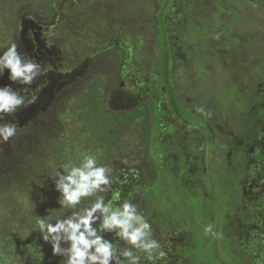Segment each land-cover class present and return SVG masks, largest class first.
I'll return each mask as SVG.
<instances>
[{"label":"trees","instance_id":"1","mask_svg":"<svg viewBox=\"0 0 264 264\" xmlns=\"http://www.w3.org/2000/svg\"><path fill=\"white\" fill-rule=\"evenodd\" d=\"M55 1L0 0V48L17 41L24 18L51 21L56 15ZM66 8L69 9L66 20L69 30L78 22L83 31L87 30V35L101 40L113 31L110 19L116 12L120 13L126 33L132 30L133 24L145 20L151 26L154 22L151 20H156L159 33L154 54L160 75L150 97L121 110L112 109L108 101L109 83L120 70L126 71L124 67L121 69L120 51L104 54L101 70L77 82L80 86L64 101L71 110L64 122L59 120L62 136H45L37 144L41 169L50 174L48 179L22 195L2 189L0 181V264H64V258L54 256L51 245L42 240L36 230V220L40 216L60 217L75 211L57 203L59 193L50 176L55 177L58 170L63 171L62 165L70 161L78 164L83 153L96 154L98 163L108 167L110 174H117L126 167L143 177L152 185L151 207L163 217L186 219L181 224L188 232L192 227L193 239L199 231H204L206 244L221 255V242L230 237L227 238L218 224L224 216L217 211L225 208V213L233 214L242 200L225 195L228 208L222 203L219 206L215 191L210 188L212 201L207 202L208 208H200L202 199L188 197L181 188L183 180L178 177V169L168 168L163 174V160L158 151L160 141L153 143V133L160 129L161 119L166 114L160 104V93L164 89L171 114L182 125L196 129L203 138L200 142L193 134L189 135L186 141L191 153L188 156L182 155L181 147L175 148L180 172L190 178L185 164L192 153L200 163L201 145L207 147L206 161L208 168H212L210 128L220 130L221 126L223 135V130L245 127L256 111L264 108V92L258 89L260 84L264 86V0H69ZM169 14L171 25L167 21ZM178 37L183 41L181 51L186 58L180 66H173L172 40ZM109 47L110 44L107 50ZM177 68H184V71L179 74ZM176 84H182L183 88H177ZM179 91L192 100L180 99ZM195 98L203 99L204 105L200 106ZM204 107L216 120H203L202 116L208 113ZM167 140L170 142L165 145L170 146L171 139ZM69 152L79 160L70 159ZM8 186L11 188L13 184ZM233 187L236 186L228 183L223 186L225 193L229 191L232 195ZM31 189L34 194L30 193ZM96 196H104L107 201V192H97ZM94 200L95 196L83 198L81 205L87 206ZM207 225L212 226L215 235L205 232ZM231 255L246 256L247 253L232 251Z\"/></svg>","mask_w":264,"mask_h":264},{"label":"rangeland","instance_id":"2","mask_svg":"<svg viewBox=\"0 0 264 264\" xmlns=\"http://www.w3.org/2000/svg\"><path fill=\"white\" fill-rule=\"evenodd\" d=\"M68 1H55L56 15L51 21L36 22L24 18L17 41L14 40L18 43L20 52L29 57H35L37 62L42 65L45 64L48 68L46 76L38 77L31 85V88H35L37 83L47 82L46 87L37 93V101L27 107H20L16 113L6 115L4 120L0 121V123L12 122L18 126L16 136L8 142H0L1 188L10 189L14 194L22 195L30 190V187L48 179L50 174L41 169L40 147L37 144L45 136L54 137L55 134H58V137L62 136L59 120L63 119L62 122H64L65 117L69 116L71 110L67 103L64 104V101L67 96L72 94L71 91L80 86L77 82L81 78L98 73L101 70L104 54L120 51L123 59L121 69L123 67L126 69V71L120 70L113 82L109 83L108 88H111V95L108 101L112 109H126L143 98L150 97L153 94L154 83L158 81L160 75H158L155 67L156 56L154 54L159 33L156 20H151L154 21L151 26L145 20L133 24L132 30L126 33L124 30L125 25L122 26L119 17L120 13L116 12V16L110 19V28L113 31L110 32L107 38L101 40L92 35H87V30L83 31L78 22L73 25V29L69 30L68 24H66L69 14V9L66 8ZM125 6H128V4L126 3ZM167 21L171 25V15L167 17ZM109 44L110 47L107 50ZM182 44L181 38L176 41L172 40L173 66H180L186 58V54L181 51ZM100 50L102 51L100 52ZM176 70L180 74L184 71V68H177ZM6 84H11L14 89L24 87L10 81L7 70H5L0 80V86ZM181 85L176 84L177 88H183V85ZM160 96L162 97L160 104L162 109L166 110V114L161 119L160 129H156L153 133V143L156 144L160 141L158 151L162 156L163 174H165L168 168L178 166L177 160L169 158L175 157L176 146H180L183 149V154H187L190 148L186 139L189 135L193 134V138L199 139L200 142L201 138L195 129L182 125L171 114L164 89ZM181 97H183L182 94ZM205 109L206 112H209L208 108ZM56 127L58 129L55 133ZM251 135L253 134L251 133ZM168 138L171 139L170 146L165 145L170 142L167 140ZM261 138L264 141V136ZM228 139V136H224L223 147L219 156L221 160L227 159L230 162L232 156H234L233 161L236 162L234 144L230 146ZM261 148L264 149V146H261ZM227 155L230 157L226 158ZM167 156H169V159L166 158ZM69 158L79 160L71 152H69ZM253 160H255V157L250 158V161ZM203 164L204 158L202 156L200 166L197 167L196 162L193 160L188 165V171L190 173H194L199 169L202 171ZM246 172L245 183L250 195H258L256 192L264 188V165L258 167L256 171L252 167H248ZM249 172L254 173V177ZM255 175H258V180H256ZM110 179L111 185L110 190L107 192V200L117 194L119 195L117 203H121L125 199L131 200L139 206V210L151 223L154 237L159 241L161 250L165 253L164 258L157 261V264H210L209 262L212 264H246V262L252 264L250 261L251 255L248 258L243 255L233 257L231 252L236 251L229 244H225V248L220 245V248L223 249L220 257L216 253L217 249L206 244L204 231H199L196 239L194 238L193 242L190 243L194 233L190 232L191 230L187 232L181 224V222L185 223L186 219L183 221L182 219L174 220L159 215L160 213L150 205L149 194L152 185L146 182L143 177L135 175L132 169L125 167L117 174H110ZM10 183L13 184L11 188L8 186ZM182 186L186 188L187 193L195 195L192 180H183ZM30 193L34 194L33 189ZM251 202L247 199L246 210H249V213L246 214L248 215L246 223L249 229L247 234L239 236V240L243 242L242 246L248 244L247 241L250 240V237L252 238V235H249L251 227H254L256 222L258 225L255 227H259L261 221V217L257 213L258 208L256 205H252ZM249 204H251V212ZM262 221L263 227L261 228H264V218ZM261 233V236L264 235V229ZM108 238L113 239L112 234ZM120 243L123 244L122 241ZM260 248L261 244H259ZM245 250L249 251V249H239L238 253L244 254ZM189 255H192V258ZM197 260H204L205 263Z\"/></svg>","mask_w":264,"mask_h":264},{"label":"clouds","instance_id":"3","mask_svg":"<svg viewBox=\"0 0 264 264\" xmlns=\"http://www.w3.org/2000/svg\"><path fill=\"white\" fill-rule=\"evenodd\" d=\"M18 48L15 41L0 48V77L7 70L10 81L24 86L19 89L11 84L0 86V121L20 107L34 104L37 93L47 84L42 81L31 88L38 77L46 76L48 68ZM17 127L12 122L0 123V142L16 136ZM62 168L51 177L59 193L57 203L75 211L60 217L40 216L36 220V230L51 245L54 256L63 257L64 264H157L164 258L152 225L137 204L129 199L117 203L118 194L107 201L104 196H96L97 192H108L111 185L110 170L98 163L96 154L83 153L78 164L70 161ZM93 196L94 202L81 205L83 198ZM204 230L212 233V226L207 225ZM107 234H112L113 239Z\"/></svg>","mask_w":264,"mask_h":264},{"label":"flooded vegetation","instance_id":"4","mask_svg":"<svg viewBox=\"0 0 264 264\" xmlns=\"http://www.w3.org/2000/svg\"><path fill=\"white\" fill-rule=\"evenodd\" d=\"M260 85L262 88L259 86L258 89L261 93L262 91L264 92V86L262 84ZM255 92L257 91L255 90ZM181 94L183 97H181ZM179 96H180V99L182 98L183 101L192 100V98L190 96L187 97L183 91H179ZM195 100L198 101L199 105H204L202 102L203 99L201 100L199 98H195ZM199 101H201V103H199ZM211 115L212 114L208 112L207 114H205V116L203 115L202 118L204 121L206 120L208 122L210 119L216 120L215 118H212ZM208 122L206 123V125L209 124ZM245 125H246L245 127L241 126V128H238L233 131L223 130L225 131L223 135L222 133H220L221 126L218 125L220 130L218 129V127L217 129L214 130L213 128H210L211 126L208 125V127L210 128V132H212L213 134V138L209 144V149H211L210 152H211L212 161H213L211 169H209L207 165V161H206L207 147H205V145H201V149H200L201 157L203 156L204 158V164H203L204 166H203L202 171L199 169L198 171L194 173L191 172L190 178H186V176H183V174L180 172V167H179L180 164H179V159H177L178 158L177 155L171 158V160L172 159H174L175 161L177 160L178 166L172 167V168L179 170L178 177L180 179L182 180L190 179L193 181L194 190H198V191H194L195 195H192V193H187L186 188H184L183 186H181V188L185 189V193L188 197L190 198L196 197L197 199H202V204L200 205V208L202 209L208 208L207 202L209 200L212 201L210 197V192H209L210 188L211 190L214 189L215 194H216V201H217V204H219V206L222 203L223 206L226 205V207L228 208V203L224 201L225 195L228 196L227 198L234 197L233 199L240 198V200H242V204L240 206L236 205L235 212L233 214H228L230 212H227V211L225 213V208H223L224 210L220 209V211H217V213L220 212L221 214H223L224 217L227 218L226 220H224V217L221 220L219 219L218 224L221 225L223 232L225 231L227 233V238L230 237V240H225L221 242V244L223 245L224 248H225V244H229L230 247H234L236 252L239 249H249L248 252L245 250V253H247V255L246 256L244 255V257L248 258V256L251 255L250 261L252 262V264H264V235L261 236L262 234L261 232L264 229V228H261L263 227L262 220L264 218V188L256 192L258 195L253 196V195H250V192L248 191L247 185L245 183V179L247 175L246 169L248 167H252V169L256 171L258 167H260L261 165H264V149L261 148V146H264V141H262V138H261L262 136H264V108L260 111H256L252 119L248 121V125L247 124ZM197 133L199 134V132ZM251 133L253 135H251ZM224 136L229 137L228 144L230 146L234 144V154H235L236 162L233 161L234 156H232L231 162L227 159L221 160L219 156L220 151L222 150V147H223ZM201 142H203V138H201ZM189 151L187 154H183V149H182V155L188 156L191 153ZM228 156L229 155H227L226 158ZM252 157H255V160L250 161V158ZM196 159L197 158L192 153V155L186 161L185 165L187 166V168H188L189 163L192 162L193 160L196 162L197 167L200 166V163L198 164ZM231 168H233L232 171L230 170ZM249 173H251L252 177H254V173L252 172H249ZM255 177H256V180H258L257 178L258 175H255ZM212 183L214 185L213 187H211ZM226 183L230 185L233 184L234 186H236V187H233V189L235 190L233 195L229 193V191L225 193L223 186ZM228 188H231V186H229ZM205 190H206V193H205ZM247 199L252 201L251 204L256 205V207L258 208L257 213L259 217H261L260 219L261 221L259 223V227H255L256 225H258L257 222L254 224V227L253 226L251 227L249 235H252V238L250 237V240L247 241L248 244L242 246L243 242L239 240V236L247 234L248 229H249V226L246 223L247 222L246 219L248 218V215L246 214L249 213V210H246ZM251 204H249L250 212H251ZM230 216H233V217H230ZM241 217H244L243 218L244 220ZM186 231L188 232L187 229ZM192 240H193V237H192ZM192 242L193 241H191L190 243ZM259 244H261V248H260L261 250L259 249ZM197 261L205 263L200 260H197Z\"/></svg>","mask_w":264,"mask_h":264}]
</instances>
